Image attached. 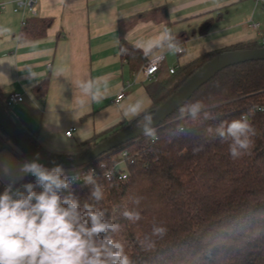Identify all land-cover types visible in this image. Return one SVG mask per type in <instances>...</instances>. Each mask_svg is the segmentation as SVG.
I'll list each match as a JSON object with an SVG mask.
<instances>
[{"label": "trees", "instance_id": "16d2710c", "mask_svg": "<svg viewBox=\"0 0 264 264\" xmlns=\"http://www.w3.org/2000/svg\"><path fill=\"white\" fill-rule=\"evenodd\" d=\"M212 23L213 19H208L198 32L206 34ZM51 24V18L28 17L21 25L19 40L43 38ZM187 38L186 33H180L172 42L180 44ZM260 46L264 44L233 43L179 65L175 73L148 85L152 101L149 108L127 124L85 141L76 154H51L18 125L50 156L78 157L127 125L135 127L145 122L196 70L218 54ZM120 50L133 63L143 64L149 59L122 37ZM48 83L44 80L33 91L43 96ZM0 99L10 114L7 98L0 95ZM197 102L203 107L193 119L187 108ZM206 113L210 118H205ZM244 117L255 134L250 136L249 147L233 158L229 153L231 141H222L216 130ZM21 156L31 161L25 153ZM121 160L123 165L110 180L104 176L105 168L96 165L99 173L94 179L104 194L101 201L91 197L94 185L85 180L73 183L61 195L71 192L82 210L89 204L103 210L105 219L118 223L119 232L108 235L124 244L131 264H264V60L221 70L154 129L153 135L114 149L96 162H105L111 169ZM122 171L127 173L124 180L119 178ZM20 183L33 182L26 177ZM133 197L141 198L138 206L132 203ZM125 208L139 211L141 219L135 223L125 220L121 215ZM154 226L164 227L166 234L152 235ZM146 237L151 247L141 243Z\"/></svg>", "mask_w": 264, "mask_h": 264}, {"label": "crops", "instance_id": "0c3cea01", "mask_svg": "<svg viewBox=\"0 0 264 264\" xmlns=\"http://www.w3.org/2000/svg\"><path fill=\"white\" fill-rule=\"evenodd\" d=\"M36 5V17L51 18L52 24L45 37L35 40H19L22 13L12 4L0 12V95H23L9 106L10 115L51 154L79 153L85 141L127 124L151 106L147 87L163 77V66L155 79L146 80L145 63L122 56L121 37L147 58L166 51V60L169 41L144 50L165 28L173 37L187 34L180 43L182 55L190 43L207 52L238 42L259 44L264 37V4L256 0H37ZM208 19H213L211 28L200 34L198 28ZM250 22L259 27L250 29ZM191 59L173 57L165 71L171 74L170 67ZM44 80L48 88L40 96L33 89ZM87 82L92 93L101 95L99 101L82 91ZM121 92L123 98L116 101ZM137 104L139 113L125 116ZM71 127L76 130L70 137L66 131ZM25 162L31 161L0 131V194L27 177L19 172Z\"/></svg>", "mask_w": 264, "mask_h": 264}, {"label": "clouds", "instance_id": "9594fccd", "mask_svg": "<svg viewBox=\"0 0 264 264\" xmlns=\"http://www.w3.org/2000/svg\"><path fill=\"white\" fill-rule=\"evenodd\" d=\"M173 40L165 28L160 37L149 42L144 50L147 52L163 41H169L170 51H181ZM81 87L86 95L91 93L93 101L102 98L98 92H91V82L83 83ZM202 107L197 102L187 110L195 119ZM139 111L140 105L137 104L125 112V116H134ZM205 118H210V115L206 113ZM150 125L149 116L141 126L145 135H153ZM216 132L222 141H231L229 153L233 158L239 157L242 150L249 147L250 136L255 134L246 117L221 125ZM19 172L32 175L36 182L24 184L23 192L19 189L13 191L10 184L0 194V264H131L124 244L108 235L119 232L118 223L105 219L103 210L89 204H85L82 210L71 192L67 196L61 195L71 188L76 177L69 178L59 165L49 170L35 161L23 163ZM84 180L94 185L91 197L96 202L101 201L103 190L94 176L88 174ZM36 187L42 190L37 192L34 190ZM140 201V197L132 198V203L137 206ZM121 215L133 223L141 219L139 211L127 208ZM165 234L164 227L154 226L152 229L154 236L163 237ZM141 243L152 246L147 237Z\"/></svg>", "mask_w": 264, "mask_h": 264}, {"label": "water", "instance_id": "95a60500", "mask_svg": "<svg viewBox=\"0 0 264 264\" xmlns=\"http://www.w3.org/2000/svg\"><path fill=\"white\" fill-rule=\"evenodd\" d=\"M258 60H264V46L244 50L225 51L218 54L196 70L174 94L156 108L154 114L151 116V129L154 130L160 126L164 120L181 108L201 86L210 81L221 70L229 66ZM145 123L146 121L135 127L127 125L125 128L101 141L84 155L71 159H59L50 156L30 140L18 123L12 119L0 99V129L2 132L8 136L31 161L40 163L48 169H52L57 165L61 166L63 169H84L110 151L144 136L145 134L141 126Z\"/></svg>", "mask_w": 264, "mask_h": 264}, {"label": "built area", "instance_id": "2783aa9c", "mask_svg": "<svg viewBox=\"0 0 264 264\" xmlns=\"http://www.w3.org/2000/svg\"><path fill=\"white\" fill-rule=\"evenodd\" d=\"M37 0H0V12H5L7 9H9L10 4H12V9L15 12H21L22 13V24L25 23L26 19L29 16H36L37 15V5H36ZM256 3H263L264 0H256ZM249 28L250 29H257L259 27V23L256 22H250L249 23ZM259 44H264V37L261 39V42ZM181 51L177 52L178 54H181L183 52V46L181 44L178 45ZM166 51H160L157 52L149 57L147 62L144 64L142 68V74L143 77L148 80L152 81L153 79L156 78L157 73L160 71V69L163 66L164 61L166 60ZM179 65L170 67L169 73L173 74L175 71L178 69ZM124 96V93L121 92L117 95L116 101H120ZM23 100V95L20 93H11L9 97L7 98L8 105L10 106L12 103L15 102H20ZM76 127H71L66 131L67 136H72L73 133L75 132ZM126 152H123V155H125ZM100 165L101 168H105L104 171V176L110 180L112 179L115 171L123 165V160L117 162L116 164L113 165L111 169L106 168V163L105 162H94L90 165H88L84 169H64L65 175H67L69 178L76 177L77 179L73 182H81L84 181V177L88 174H91L93 176L97 175L99 173V170L96 168V165ZM51 170V169H49ZM27 177L35 183V177L32 175H27ZM120 179H126L127 178V173L126 171L120 172L119 175ZM19 189L21 192L24 191L23 189V184L18 183L17 185L13 186V191Z\"/></svg>", "mask_w": 264, "mask_h": 264}, {"label": "rangeland", "instance_id": "374dc122", "mask_svg": "<svg viewBox=\"0 0 264 264\" xmlns=\"http://www.w3.org/2000/svg\"><path fill=\"white\" fill-rule=\"evenodd\" d=\"M196 34L200 35L198 32H196ZM197 37H199V36H197ZM191 45H192V43H190V44L187 45L186 52L183 55L181 54V55L177 56L175 54V52H172V51L168 54V56H167L168 58H167L166 61H164V63H163L164 65H163V68L161 70V73H162L163 77L164 76H169V74L165 71L164 66H166L169 63V60L171 58L174 57L176 60L179 58V61L182 62L183 60H187V59H191V58L193 59V58L197 57L198 55H200V54H202L204 52L202 49H198V48L192 47ZM214 49H215V47H214ZM206 51H209V50H206ZM176 56H177V58H176ZM176 63H177V61H176ZM1 133H2V131H1ZM6 140H7V138H6Z\"/></svg>", "mask_w": 264, "mask_h": 264}]
</instances>
